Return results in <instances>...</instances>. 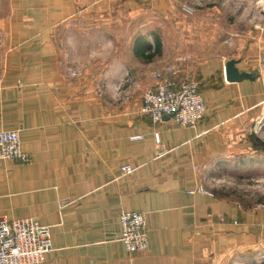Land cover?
I'll list each match as a JSON object with an SVG mask.
<instances>
[{
	"label": "crops",
	"instance_id": "1",
	"mask_svg": "<svg viewBox=\"0 0 264 264\" xmlns=\"http://www.w3.org/2000/svg\"><path fill=\"white\" fill-rule=\"evenodd\" d=\"M253 4L263 15L264 1ZM186 6L0 0V130H18L31 156L0 159V216L49 226L52 250L41 264H219L231 250L264 246V209L214 195L200 177L264 115V23L176 19ZM163 17L173 22L163 26ZM156 30L161 54L145 62L135 36ZM228 60L248 76L227 80ZM170 61L199 81L205 111L194 127L139 112L153 72ZM124 164L134 170L122 174ZM123 210L145 213L147 250L125 249Z\"/></svg>",
	"mask_w": 264,
	"mask_h": 264
},
{
	"label": "built area",
	"instance_id": "2",
	"mask_svg": "<svg viewBox=\"0 0 264 264\" xmlns=\"http://www.w3.org/2000/svg\"><path fill=\"white\" fill-rule=\"evenodd\" d=\"M182 63L186 57L180 56ZM259 61L264 67V53ZM76 75V71H71ZM155 83L146 87L139 112L158 123L165 115L183 127H194L203 118L205 104L200 94L199 81L187 75L180 64L170 61L153 72ZM2 75L0 72V88ZM0 159L29 162L31 156L20 145L19 131L0 130ZM134 170L130 164L121 166L122 174ZM148 224L145 213L123 210L120 213L119 239L129 252L145 251L149 247ZM52 250L49 226L33 217L7 218L0 216V264H41Z\"/></svg>",
	"mask_w": 264,
	"mask_h": 264
},
{
	"label": "rangeland",
	"instance_id": "3",
	"mask_svg": "<svg viewBox=\"0 0 264 264\" xmlns=\"http://www.w3.org/2000/svg\"><path fill=\"white\" fill-rule=\"evenodd\" d=\"M186 1L190 9L186 6L185 9L179 10L176 19L209 16L220 21L225 19L233 26V21L241 18V27H248L251 19H259L260 26H263L264 23V14L261 15L260 7L253 4L256 0H242L241 8H238V5L234 6L232 2L241 0ZM209 1L212 2L211 5H216V9L206 8ZM117 13H115L116 17ZM171 18L163 17V26H169L168 22H173ZM86 27L91 28L92 26ZM150 32L152 31H149V35ZM155 32L159 34L162 42L160 31L156 30ZM253 126L250 134L247 135L245 141L239 144V149L235 153L225 161L216 162L207 170L202 171L200 177L203 187L212 194L234 201L244 208L260 207L264 209V115L258 124ZM219 264H264V246L231 250L226 253Z\"/></svg>",
	"mask_w": 264,
	"mask_h": 264
},
{
	"label": "trees",
	"instance_id": "4",
	"mask_svg": "<svg viewBox=\"0 0 264 264\" xmlns=\"http://www.w3.org/2000/svg\"><path fill=\"white\" fill-rule=\"evenodd\" d=\"M152 42L147 34H139L133 42L134 54L141 60L147 62L161 54L162 42L159 34L155 31L150 32Z\"/></svg>",
	"mask_w": 264,
	"mask_h": 264
},
{
	"label": "water",
	"instance_id": "5",
	"mask_svg": "<svg viewBox=\"0 0 264 264\" xmlns=\"http://www.w3.org/2000/svg\"><path fill=\"white\" fill-rule=\"evenodd\" d=\"M225 75L227 80H238L245 76H248L246 73L238 72V70L234 66V60H228L225 63ZM164 117H169V115H165Z\"/></svg>",
	"mask_w": 264,
	"mask_h": 264
}]
</instances>
